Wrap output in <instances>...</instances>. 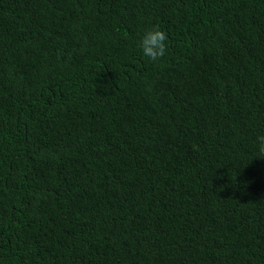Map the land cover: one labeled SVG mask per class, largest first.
<instances>
[{"label":"trees","instance_id":"obj_1","mask_svg":"<svg viewBox=\"0 0 264 264\" xmlns=\"http://www.w3.org/2000/svg\"><path fill=\"white\" fill-rule=\"evenodd\" d=\"M261 135L264 0H0V264H264Z\"/></svg>","mask_w":264,"mask_h":264},{"label":"clouds","instance_id":"obj_2","mask_svg":"<svg viewBox=\"0 0 264 264\" xmlns=\"http://www.w3.org/2000/svg\"><path fill=\"white\" fill-rule=\"evenodd\" d=\"M167 36L158 27L146 31L140 39V48L143 55L151 62L161 59L167 51ZM258 157L264 158V135L257 137Z\"/></svg>","mask_w":264,"mask_h":264}]
</instances>
